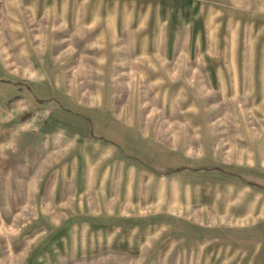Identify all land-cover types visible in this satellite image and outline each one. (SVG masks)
<instances>
[{
    "label": "rangeland",
    "instance_id": "rangeland-1",
    "mask_svg": "<svg viewBox=\"0 0 264 264\" xmlns=\"http://www.w3.org/2000/svg\"><path fill=\"white\" fill-rule=\"evenodd\" d=\"M0 264H264V0H0Z\"/></svg>",
    "mask_w": 264,
    "mask_h": 264
}]
</instances>
